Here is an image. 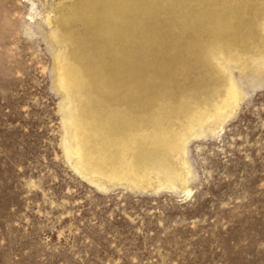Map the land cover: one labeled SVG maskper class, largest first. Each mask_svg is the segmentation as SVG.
Wrapping results in <instances>:
<instances>
[{
	"label": "rangeland",
	"instance_id": "obj_1",
	"mask_svg": "<svg viewBox=\"0 0 264 264\" xmlns=\"http://www.w3.org/2000/svg\"><path fill=\"white\" fill-rule=\"evenodd\" d=\"M0 264H264V0H0Z\"/></svg>",
	"mask_w": 264,
	"mask_h": 264
},
{
	"label": "bare ground",
	"instance_id": "obj_2",
	"mask_svg": "<svg viewBox=\"0 0 264 264\" xmlns=\"http://www.w3.org/2000/svg\"><path fill=\"white\" fill-rule=\"evenodd\" d=\"M72 2V1H71ZM90 16H92V15H90ZM68 17V16H67ZM61 22H62V20H61ZM77 36V35H76ZM258 52V51H257ZM260 52V51H259ZM234 55V54H233ZM238 57H239V55H238ZM59 64V63H58ZM60 65V64H59ZM216 66V65H215ZM220 67V66H219ZM61 72H62V82L65 84V85H72L73 83H75V75H74V68L73 67H71L70 66V64H68V63H66V62H64L63 64H61ZM219 70V69H218ZM221 70V69H220ZM60 74H58V76H59ZM60 80V79H59ZM231 82H233V81H231ZM62 83V84H63ZM228 85H230V87L228 88V90H227V92H226V96H225V98L223 99V101H222V103L223 104H225V105H221L222 107H224L225 108V106L227 105V104H229L230 102H234L235 103V101H236V98H237V91L235 90V87H234V85L233 84H229L228 83ZM219 103V102H218ZM235 105V104H234ZM220 106V105H219ZM218 107V106H217ZM214 108V107H213ZM214 110V109H213ZM216 110V109H215ZM214 110V111H215ZM217 111V110H216ZM219 111H221V109L220 110H218V112ZM222 112V111H221ZM213 113V112H212ZM216 112H214V114H215ZM207 116V115H206ZM214 116V115H213ZM214 119V118H213ZM203 121V120H202ZM74 123V122H73ZM81 126V125H80ZM79 126V127H80ZM79 127H77V132H78V134L76 135V137H77V154L76 155H78V157H79V161H84V151H85V148H86V139H85V137H84V135H85V133H84V129L82 130L81 128H79ZM74 128H76V127H74ZM192 129V128H191ZM142 134V133H141ZM182 136V135H181ZM135 137V136H134ZM164 139V138H163ZM159 140V139H158ZM158 140L156 141V144H157V142H158ZM161 140V139H160ZM159 140V141H160ZM132 141V140H131ZM154 143V142H153ZM163 143V142H162ZM176 144H178V143H176ZM167 145V144H166ZM132 150V149H131ZM75 151H76V149H75ZM74 151V152H75ZM123 153H125V152H123ZM93 156V155H92ZM89 158V157H88ZM104 159V158H103ZM102 159V160H103ZM100 159H98V161H99ZM130 160V159H129ZM129 160L127 161V160H123V165H122V167H120L119 169H114L112 172H110V174H109V176H113V177H115V178H118V179H122V178H128V177H130V176H132V177H134V178H137V179H140V178H144V175L146 174H144L143 175V172H142V175H141V173L139 172V171H137L136 169L134 170H132V169H130V167H131V165H130V163H129ZM101 161V160H100ZM81 162V163H82ZM92 164V163H91ZM103 165H104V163H102ZM83 165V164H82ZM182 166V165H181ZM93 169H94V172H96V173H100V174H102V170L100 169V165H98V164H96V165H94L93 167H92ZM132 168V167H131ZM145 168V167H144ZM92 170V169H91ZM112 170V169H111ZM151 170V169H150ZM152 171V170H151ZM93 172V174H95L96 175V173H94ZM92 174V173H91ZM99 174V175H100ZM104 174H102L101 176H103ZM147 176V175H146ZM158 176V175H157ZM156 176V177H157ZM125 180V179H124ZM131 180V179H130ZM148 180V179H147ZM157 181H158V179H156ZM132 181V180H131ZM134 181V180H133ZM178 182H181L182 183V179H181V177H180V175L178 174V173H173V172H168L167 173V183H169V185H173V184H175V183H178ZM149 183V182H148ZM160 183V182H159ZM150 185V184H149ZM157 185V184H156ZM163 185V184H162ZM165 185V184H164ZM160 188V187H159Z\"/></svg>",
	"mask_w": 264,
	"mask_h": 264
},
{
	"label": "water",
	"instance_id": "obj_3",
	"mask_svg": "<svg viewBox=\"0 0 264 264\" xmlns=\"http://www.w3.org/2000/svg\"><path fill=\"white\" fill-rule=\"evenodd\" d=\"M214 52V51H213ZM239 81V80H238ZM237 81V84H239V82ZM259 81H260V79L258 78V77H256V76H252L251 78H248L247 79V84H248V86H250V87H257V86H259ZM240 85V84H239Z\"/></svg>",
	"mask_w": 264,
	"mask_h": 264
}]
</instances>
